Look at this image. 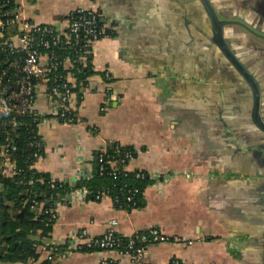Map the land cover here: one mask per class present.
Returning <instances> with one entry per match:
<instances>
[{
  "label": "crops",
  "instance_id": "crops-1",
  "mask_svg": "<svg viewBox=\"0 0 264 264\" xmlns=\"http://www.w3.org/2000/svg\"><path fill=\"white\" fill-rule=\"evenodd\" d=\"M174 1L168 0L162 14L161 0H17L31 21L60 32L66 30L69 12L81 5L97 10L104 27L113 31L93 44L94 73L74 103L80 123L50 116L38 87L34 111L41 118L37 127L45 155L33 167L74 185L90 177L96 150L118 143L137 152L128 170L152 177L142 192V207L131 210L115 208L109 197L92 201L81 191L68 193L56 207L51 234L43 239L64 246L54 264H100L102 258L130 264L115 251H74L65 244L81 229L100 236L112 221L124 237L157 227L170 238L147 246L146 264H166L172 258L185 264H264V224L241 225L233 216L235 209L254 207L249 193H242L255 179L230 170L245 165L228 153L205 113L210 94L229 98L232 90L210 86L206 76L191 79L187 38L176 53L179 37L173 26L168 33L172 23L183 25V15L170 8Z\"/></svg>",
  "mask_w": 264,
  "mask_h": 264
},
{
  "label": "built area",
  "instance_id": "built-area-1",
  "mask_svg": "<svg viewBox=\"0 0 264 264\" xmlns=\"http://www.w3.org/2000/svg\"><path fill=\"white\" fill-rule=\"evenodd\" d=\"M15 1L17 2V0ZM3 16L5 18H0L1 43L14 57L0 66V132L3 131L5 135H8L6 126L16 127L19 124L16 119L18 116L40 117L34 111V101L39 86L42 87V93L49 102L50 116L55 117L61 123L70 125L80 123L81 118L74 103L88 89V84H85L80 92H77L75 90L76 77L70 72L65 75L59 72L63 59L55 54L53 49L63 44L64 41L79 45L75 51L82 53L79 59L81 63H85L87 58L84 54L91 55L93 44L100 38L111 36L113 31L102 25L97 10L85 5L69 12L64 32L56 30L53 25L31 21L26 15L23 5L18 2L10 12H5ZM5 29H11V33L6 37L3 34ZM115 144L118 148L119 144ZM34 145L39 147V143H34ZM14 149L15 145L11 143L1 147L3 173L11 174L13 170L14 162L9 150ZM96 151L99 152L97 161L100 163L98 168L100 174L104 171L103 164H108L112 175H115L120 169L124 174L135 171L136 177L144 176L143 170H128L129 163L136 157L131 151H125L119 158L105 154V148ZM148 176L150 179L152 178L151 175L148 174ZM75 191H81L85 197L89 198L90 191L87 189L80 188ZM127 191L129 196H126V200L128 202L132 201V197L139 192L135 186ZM104 197H109L114 204H119V199L112 196L107 189L97 191L90 199L98 201ZM116 224V221H112L111 226L100 236H90L85 229H81L70 235L65 244H67L68 250L74 251H115L119 256L128 258L130 264H146L143 262V257L148 245L170 241V238L162 234L157 227L124 237L115 232ZM55 246L45 243L39 245L37 249L40 258L30 260L28 264H40L43 260L53 262ZM100 264L118 263L108 258H102ZM166 264L185 263L178 258H172Z\"/></svg>",
  "mask_w": 264,
  "mask_h": 264
},
{
  "label": "trees",
  "instance_id": "trees-1",
  "mask_svg": "<svg viewBox=\"0 0 264 264\" xmlns=\"http://www.w3.org/2000/svg\"><path fill=\"white\" fill-rule=\"evenodd\" d=\"M180 2L183 6L191 3L196 5L198 12L201 13L197 0H180ZM16 5L15 0L7 2L0 0V18H5L3 14L10 12ZM10 33L11 29L3 31L4 37ZM199 39L203 41L202 38ZM1 42L2 39H0V66H3L8 59L14 56ZM194 42L199 43V40L195 39ZM78 47L79 45L64 41L53 51L63 59L59 72L62 75L67 72L72 73L77 79L75 90L80 92L94 71L91 65L92 54H84L87 60L81 63L79 58L82 53L75 51ZM180 48H182L181 45ZM48 51L51 52V50ZM229 95L235 96V93L231 91ZM205 106L208 107L209 103L207 102ZM16 119L19 122L16 127L6 126L8 135H5L3 131L0 132V264H28L30 260L39 259L40 254L37 247L44 244L43 239L52 232L57 205L64 202L66 195L74 190L85 188L90 191L89 198H93V194L97 191L107 189L112 196L119 199V204H114L115 208L131 210L142 207V192L152 183L146 171H143V177H136L135 171L124 174L120 169L112 175L109 165L103 164L104 171L100 174L98 169L100 163L97 161L99 152L95 151L90 178L80 179L74 185L55 180L48 172L39 171L33 167L37 159L45 155L37 127L41 118L23 115ZM10 143L15 145L14 150H9L14 167L11 174H6L1 168L3 158L1 147ZM34 143H39V147ZM104 148L105 154L115 158L121 157L128 150L134 156L137 155L131 146L119 144L116 148V144L111 143ZM258 184H260L258 187H261V183ZM133 186L137 187L139 192L132 197V201L128 202L126 200V196H129L127 190ZM63 248L64 246H55L53 258H56ZM40 264L54 263L50 260H43Z\"/></svg>",
  "mask_w": 264,
  "mask_h": 264
},
{
  "label": "flooded vegetation",
  "instance_id": "flooded-vegetation-1",
  "mask_svg": "<svg viewBox=\"0 0 264 264\" xmlns=\"http://www.w3.org/2000/svg\"><path fill=\"white\" fill-rule=\"evenodd\" d=\"M257 1L259 0H209L218 22L212 21L200 0L197 2L201 13L196 5L191 3L183 6L180 0L170 2V8L183 15H179L183 25L176 21L175 27L178 37L185 34L188 36L185 47L191 52L190 66L187 68L189 74L201 72L208 81H217L211 76L221 77L223 80L219 81V85L235 93V96L224 98L222 94L213 92L206 101L211 105L205 106V113L213 119L211 125L214 133L226 142L228 153L244 163L245 166L240 167V171L248 168L251 179H255L242 194L247 195L249 189H254L247 196L264 211V69L258 68L260 64L264 68V50L250 42L254 37L264 39V0L259 4ZM236 25L244 32L239 33L231 28ZM195 39L199 43H195ZM180 41L181 39L179 43ZM221 43L227 46L229 52H224L219 47ZM180 45L183 47V44ZM175 52L180 53V47H175ZM233 57L243 64L259 86V112L256 110L257 100L253 97L251 87L237 70ZM258 183H261V187H258ZM256 198L260 199L261 204L256 202ZM241 201L245 202L246 198ZM260 243L264 247V235Z\"/></svg>",
  "mask_w": 264,
  "mask_h": 264
},
{
  "label": "rangeland",
  "instance_id": "rangeland-1",
  "mask_svg": "<svg viewBox=\"0 0 264 264\" xmlns=\"http://www.w3.org/2000/svg\"><path fill=\"white\" fill-rule=\"evenodd\" d=\"M167 4H168V0H161V2H160V6H159V11H160V13H162L163 14V10H161L163 7H166L167 6ZM155 7H157L158 5L157 4H155L154 5ZM178 7V6H177ZM159 16H161V15H159ZM171 22H172V20H171ZM170 22V23H171ZM172 26H173V29H172ZM258 28H260V26H257ZM231 28H234V29H236V31L237 32H244V30H242L240 27H238L237 25L236 26H231ZM173 30L174 31V33H178L177 32V28L175 27V25H173V23H172V25H171V28H169L168 29V33H169V31L170 30ZM188 36H187V34H185V36L184 35H182L181 37H179V39H181V41H180V43H182V38H187ZM174 38V37H173ZM177 42H179V40H177ZM202 42H204V40L202 41ZM250 42H253V44L254 45H256V47H258V48H261V49H263L264 50V39H255V37L250 41ZM258 52V51H257ZM258 55H259V53H258ZM260 56V55H259ZM248 65L249 64H251V63H247ZM200 68V67H199ZM259 69H264V68H262V66H261V64H260V66L258 67ZM261 71H263V70H261ZM190 75H192L193 77L191 78L193 81H198V80H201V79H199V78H195V77H201L200 75H203V73H198V72H195L194 74H190ZM211 77H215V79H217V81H208L207 79H204V80H206V81H208V84H210V86L211 85H213L212 83H214L215 85L216 84H219L220 82L219 81H221V80H223L221 77L219 78V77H216V76H211ZM201 78H203V77H201ZM209 80H214L213 78L211 79V78H208ZM201 81H203V80H201ZM211 105V103H209V106ZM248 168H246V169H241V170H243L245 173H243V171L241 172L240 171V168H238V167H236V168H230V170L233 172V173H239V174H245V175H241V176H243V177H247V178H252V176H251V173H249L248 172V170H247ZM226 170H228V169H226ZM246 170H247V172H246ZM250 191H254V189H252V190H250L249 189V193H251ZM256 202L258 203V204H261V201H260V199L259 198H256ZM241 203L242 204H244V202H242L241 201ZM241 204V205H242ZM250 204V203H249ZM248 206V205H247ZM253 206L254 207H250V208H248L247 207V210L245 211V212H247V213H250V215H246V214H243L242 212L243 211H241V210H239V209H235L234 211H233V213H234V218H235V220H237V223H239V224H241V225H245V224H247V223H257V224H264V212H261V208H259L260 206L258 205V206H256V204H253ZM241 207V206H240ZM246 207V206H245ZM232 216V217H233Z\"/></svg>",
  "mask_w": 264,
  "mask_h": 264
},
{
  "label": "water",
  "instance_id": "water-1",
  "mask_svg": "<svg viewBox=\"0 0 264 264\" xmlns=\"http://www.w3.org/2000/svg\"><path fill=\"white\" fill-rule=\"evenodd\" d=\"M200 1L202 2L207 14L212 19V21L216 22L218 19H217L216 13H215L213 7L211 6L209 0H200ZM219 47L224 52H226L228 50L227 46L224 43L219 44ZM228 52H229V50H228ZM233 61H234V65L236 66L237 70L242 73V76L244 77L246 82L250 85L252 93H253V97L257 100L256 101V110H257V112H259L260 111L259 110V104H257L259 102L258 101L259 100V86L257 85L256 81L254 79H252L253 77L246 71L245 67L243 66V64H241V62L239 60L234 58Z\"/></svg>",
  "mask_w": 264,
  "mask_h": 264
}]
</instances>
